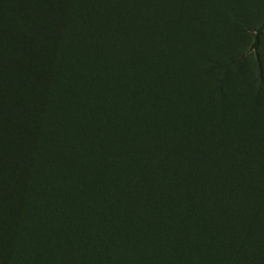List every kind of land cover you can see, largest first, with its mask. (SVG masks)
Masks as SVG:
<instances>
[{"label": "rangeland", "instance_id": "1", "mask_svg": "<svg viewBox=\"0 0 264 264\" xmlns=\"http://www.w3.org/2000/svg\"><path fill=\"white\" fill-rule=\"evenodd\" d=\"M263 23L264 0H0V191L20 218L0 221V264H120L101 226L82 222L95 211L103 225L125 222L118 186L142 191L130 171L111 168L115 152L141 149L153 138L148 124L163 132L187 117L197 135L199 116L206 129L210 115L226 137L238 115H264V31L261 67L251 47ZM202 55L215 61L209 81L203 70L190 79ZM142 63L164 76L160 109ZM220 75L228 80L218 77V87ZM223 141L186 164H230L236 153ZM130 221L139 241L144 228Z\"/></svg>", "mask_w": 264, "mask_h": 264}, {"label": "trees", "instance_id": "2", "mask_svg": "<svg viewBox=\"0 0 264 264\" xmlns=\"http://www.w3.org/2000/svg\"><path fill=\"white\" fill-rule=\"evenodd\" d=\"M149 25V21H144L142 27L149 29ZM263 31L264 23L255 31L251 46L260 67L257 49ZM153 37L154 30L150 39L154 40ZM201 59L197 77L195 73L190 79L197 80L199 71L203 70L202 76L209 81L205 77L210 63L214 65V58L202 55ZM171 64L175 67V62L171 61ZM135 66L138 68L136 63ZM144 67L146 74H155L154 81L146 83V86L151 90L153 105L159 107L162 94L156 83L164 76L155 70L153 72V66ZM218 77L225 81L227 76L215 78L214 85L219 87ZM258 107L263 108L261 105ZM223 117L221 126L230 116ZM185 118L182 123L165 124L164 133L161 131L163 125L158 122L148 124V128L152 127L153 138L148 136L144 139L141 149L140 145L122 144L124 151L121 150L120 156L115 152L111 168L130 171L140 180L142 191L137 194L129 186L127 190L126 184L118 186L121 194L127 195L122 201L124 205L118 209L119 213L125 212L126 223L103 225L100 223L101 213L95 211L90 220L83 219L84 227L91 231L92 224L101 226V232L106 234L112 245L110 248L118 252L120 264H171L174 260L180 264H264V115H238L232 119L236 121L232 134L226 137L218 126L215 127V118L210 115L208 119L212 126L206 129L200 126L203 120L199 116V129H195L198 136L193 133L194 127L189 128V118ZM216 132L220 135L219 141L215 140ZM109 139L108 144L113 146ZM223 140L228 141L230 150L236 153L230 157L232 162H227L228 166L220 159L211 166L200 164L194 168L186 164L189 156L190 159L197 156L200 162L205 148L213 155L211 149L216 152ZM72 149L73 146L68 147L69 151ZM27 156L29 154L23 158ZM118 158H122V165ZM238 159H241L240 164ZM230 166H239L234 180ZM62 168L63 165L59 164L57 173ZM13 202L14 198L7 191H0V221L8 223L5 225L20 219L11 215L13 209L18 211L12 207ZM132 216L144 228L139 241L135 238L137 230L133 232L134 224L131 225ZM198 245L203 246L200 253L201 246ZM101 259L103 261V256Z\"/></svg>", "mask_w": 264, "mask_h": 264}]
</instances>
